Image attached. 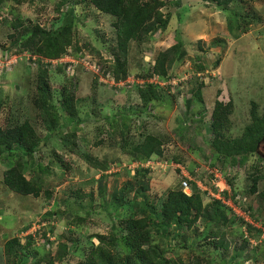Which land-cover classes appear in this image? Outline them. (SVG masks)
I'll use <instances>...</instances> for the list:
<instances>
[{
	"label": "rangeland",
	"instance_id": "1",
	"mask_svg": "<svg viewBox=\"0 0 264 264\" xmlns=\"http://www.w3.org/2000/svg\"><path fill=\"white\" fill-rule=\"evenodd\" d=\"M75 1L78 3L79 17L75 22L74 43L81 49V58L76 59L81 66L76 65L73 74L71 71L59 74L58 70L50 73V86L55 96H58L57 91L65 85L79 102L81 122L78 129L70 124V127H65L66 131L62 132L64 135L77 129L75 146H63L56 135L47 141L44 155L51 150L53 155L61 159V166L56 164L55 157L54 165L51 166L53 173L49 175L48 187L52 196L48 200L43 194L34 198L20 196L8 190L2 182V175L13 158H8L7 162L0 158V264H5V242L13 237H18L23 242L24 237L33 233L37 226H30L31 228L23 234L20 232L22 228L26 224L32 225L41 220V216L46 212L58 213L50 220H45L43 224L51 226L54 231L50 237L55 240L49 246L50 249L44 251L47 256H53L56 252L59 237L68 239L69 233L65 223L73 218L72 213L82 215L88 213L83 226L70 228L72 238H79L82 244H86L89 234H106L110 226L106 214L111 213L113 209L106 211L102 206L104 200L99 197L98 174L83 156L89 155L100 161L111 162L112 167L107 174L109 177L102 183L105 193L109 194L126 181H133L135 167L130 163L127 152L129 147L140 139L141 133L159 135L165 140L162 159L157 160L153 157L152 162L167 161L168 164L172 158L177 157L183 162V166L194 171L199 178L196 181L201 182L203 189L210 191L211 196L206 193L203 197L205 203L210 197L223 198V195L217 191L213 192V189H223L222 192L226 191L230 195L229 185H233L232 188H235L237 193L235 198L237 205L228 200H224V204L233 207L237 217L246 219L247 223L259 229L260 221L264 222V198L260 196L261 191H264V179L257 184L258 193L251 195L248 194L250 187L248 176L254 174L255 167L259 168V173L264 174V161L251 156L240 166L221 164L215 155L210 153L209 144L212 136L209 122L215 101L227 103L231 100L233 111L229 116V130L225 133L229 137H236L250 121L249 110L252 102L257 105L258 114L264 110V0H236L230 7L236 8L241 16H247L246 19L252 20L247 30L239 33L238 38L227 29V13L212 4L205 3L204 6H200L201 0H178V6L170 5L168 10L172 14V22L165 32L156 33L140 45L134 42L129 45L130 75L140 70L143 63H150L156 52L173 45L178 29L187 50V56L183 61L175 63L170 71L171 77L178 79L179 85L170 91L164 89L163 99L146 111L141 106L135 87H131V82L120 86L117 83L114 85L111 84L113 80L109 74H104L110 62L112 63L111 52L115 45L114 31L111 27L113 19L98 12L85 0ZM57 2L58 0H22L19 5L8 2L2 7V12L8 21L18 18L25 26L38 24L48 29L57 28L62 23V14L65 11L64 8L61 13L56 11ZM12 32L7 23L3 24L0 21V126L4 127L15 119L20 122L29 119L38 134L44 136L45 131L32 101L36 91L35 68L38 67L33 68L27 64L25 57L15 60V55H6L4 50L10 47L11 39L8 36ZM218 59L219 66L212 69L213 63ZM198 64L205 67L201 72L202 81L199 80L204 83L201 102L193 96V91L199 84L193 76L196 72L195 66ZM95 75L100 77L99 80ZM217 92L220 93L218 99ZM188 99H193L190 111L186 110L185 105ZM92 101L96 104L97 122L82 116L84 109ZM113 118L118 130L124 131L122 125H126L124 139L118 133L111 137L107 134V130L110 129L109 120ZM125 139L127 145L122 149L121 144ZM259 152L264 157V143L260 144ZM18 154L19 151L16 152L17 156ZM212 163L214 166H211ZM168 165L163 168L155 167L146 176L149 198H162L169 190L181 188L180 173L174 169L183 167L176 165L172 168ZM211 170L216 171L217 175L219 173L222 178L215 179L210 173ZM79 195L80 197H77ZM131 198L132 194H129L126 204L122 207L123 216L130 213ZM248 206L256 214V220L249 215ZM239 225L237 223L222 230L223 239L228 244L226 254L230 256L234 249L240 248L243 240L247 239L248 244L243 245L245 248L243 255L247 254L251 259L248 261L239 259L236 264H264V228L259 237H256V231H252V238L246 227ZM194 227L192 231L199 234L202 233L204 224L200 222ZM192 231L187 233L191 239L196 234L191 233ZM92 241L97 245L96 239ZM172 255L168 253L169 257ZM227 255L225 259L228 258ZM178 256L182 264H192L196 253L189 251L188 248H179ZM220 256L223 255L212 254L207 260H210L209 264H220ZM67 261L68 264H77V260Z\"/></svg>",
	"mask_w": 264,
	"mask_h": 264
},
{
	"label": "trees",
	"instance_id": "2",
	"mask_svg": "<svg viewBox=\"0 0 264 264\" xmlns=\"http://www.w3.org/2000/svg\"><path fill=\"white\" fill-rule=\"evenodd\" d=\"M85 1L98 12L113 19L111 27L114 31L115 45L111 52L112 63L109 61L110 65L104 74H109L115 82H125L128 77L146 81L143 85L135 83L131 85L135 87L144 111L160 102L164 96V88L147 81L153 76H157L163 82L169 81L172 79L170 74L172 66L183 61L187 56L184 39L180 36L179 29L176 32V40L173 45L166 50L156 52L152 56V63H143L140 70L132 75L128 70L129 45L132 42L140 45L156 33L165 32L172 22V14L168 8L170 5L178 6V0ZM201 1L200 6H204L205 3L212 4L227 13V29L234 34L235 38L239 37L240 32H245L247 26L252 23L251 19H246L247 16H241L240 11L236 8L230 9L236 0ZM8 2L19 5L22 0H0V21L3 24L7 23L13 31L8 36L11 43L10 47L4 50L6 55H18L20 58L23 53H29L46 59H57L64 56L69 50L72 51L73 57L82 55L80 47L74 43L75 22L79 17L77 1L58 0L55 5L56 11L61 13V10L65 9L62 14V23L57 28L49 29L38 24L25 26L18 18L8 21L2 12V7ZM219 63L220 60H216L212 69L217 68ZM67 66L68 64H61L50 70L47 64L39 62L38 68L35 70L37 71L36 91L32 101L45 131L44 136L38 134L33 122L29 119L22 122L15 119L4 127L0 126V158L6 162L8 158H13L12 163L3 171L2 182L8 190L20 196L38 198L43 194L47 200L51 198L52 192L48 187V178L53 173L51 166L54 165V157L56 164L61 166V159L57 155H53L51 150L44 155V148H47V141L52 136L56 135L63 146H75V132L81 122L79 102L70 92L69 87L62 86L57 91L58 96H55L50 86V73L58 70V73L61 74L66 71ZM204 68L198 64L195 66L196 72L193 73L195 80L199 82L193 91V96L199 102L202 100L201 90L204 83L201 82L202 80L199 81L200 79L194 74L203 72ZM190 80L191 78L186 81V84ZM172 88L175 86L168 85L165 87V91H170ZM219 95L220 93L217 92L216 99ZM93 102L84 109L82 116L97 122L96 104ZM192 103L193 99L186 100L187 111H190ZM232 111L231 100L227 103L215 101L209 122L212 136L209 144L210 153H213L221 164L228 163L231 166L243 165L251 156H256L260 161H264V157L257 151L264 138V110L258 114L257 105L252 102L249 110V123L239 136L229 137L225 132L229 130V116ZM200 119L203 120V117L200 116ZM109 123L110 129L107 130V134L111 137L114 133H118L124 139L126 125H122L124 131H120L114 118L109 120ZM70 124L75 125L74 128L77 127V129L67 130L68 132L62 135V132L66 131L64 128L70 127ZM164 144L165 140L159 135L141 133L140 139L135 144L133 143L131 146L129 144L130 149L127 153L130 163L142 164L153 157L161 160ZM125 145H127L126 139L121 144V148L125 149ZM17 151H19L18 156L16 155ZM71 152L73 151L71 150ZM83 158L100 174L97 182L99 197L104 200L102 206L106 211L110 208L113 209L111 213L106 214L110 223L108 232L106 234H89L86 244H82L79 238L70 236L72 232L70 228L83 226L88 213L86 215L72 213L73 218L65 223L69 233L68 239L57 237L56 252L53 256H47L44 251L50 249L49 246L55 239L50 237V234L54 233L53 228L48 225L45 227L43 224H45V220H50L58 213L55 211L46 212L41 216V220L32 225L26 224L22 228L20 232L23 234L32 226H37L33 233L24 237L23 242L18 237H13L5 242V264H68V259L77 260V264H182V260L178 256L179 248L195 251L196 256L192 264L201 262L209 264L210 260L207 258L217 253L223 255L220 256V264H236L239 259L244 261L251 259V256L243 255L245 249L243 245L248 244L247 239L243 240V245L240 248H235L233 253L228 256L226 254L228 244L223 239L224 232L222 230L239 223V226L245 225L250 237L252 231H256V237H259L263 233L261 228H264V222L260 221L261 227L256 229L237 217L231 207L225 205L222 200L210 197L209 201L205 203L203 197L206 193L209 195L208 192L197 188L195 181L198 177L189 167L183 166V162L179 158L174 157L169 162L181 165L190 176L194 177L189 182L191 193L186 195L181 189L169 190L164 197L158 199H151L147 196L149 184L146 176L151 172L148 167L138 165L133 169V181H126L122 186L114 188L107 194L102 183L109 177L104 173L112 167L111 162L100 161L89 155H84ZM211 166H214V163ZM255 169L254 174L248 176L250 181L248 194L251 195L258 193L257 184L264 179V174L258 171L259 168L255 167ZM229 187L230 195L226 191L221 195L224 200L230 198L232 203L237 205L235 188H232L231 184ZM212 191L217 190L213 189ZM129 194H132L130 213L123 216L121 214L122 207L126 204ZM260 196L264 198V191H261ZM248 210H250L251 218L256 220V214L250 206H248ZM200 222L204 224V229L202 233L197 234L192 230ZM189 231L196 233L193 239L187 234ZM92 239L97 240V245L93 244ZM168 253L173 255L169 257ZM225 255L228 256L227 259H225Z\"/></svg>",
	"mask_w": 264,
	"mask_h": 264
},
{
	"label": "built area",
	"instance_id": "3",
	"mask_svg": "<svg viewBox=\"0 0 264 264\" xmlns=\"http://www.w3.org/2000/svg\"><path fill=\"white\" fill-rule=\"evenodd\" d=\"M21 57H25V60H26V62H27V64L29 63L30 64V66H32V67H36V65H37V61L38 60H40V63H42V64H47L48 65V67L50 68V69H54V68H56L57 66H59V65H61V64H68V66L66 67V71L67 72H69V71H71V74H73V72H74V67L76 66V65H79V66H81V64H79V63H77L78 61L76 60V59H78V58H81V55H79V56H77V57H73V55H72V51L71 50H69L68 51V53H66L64 56H62L61 58H57V59H43V58H39V57H37V56H35V55H32V54H26V53H24ZM16 58H19V56H15V60H16ZM41 60H42V62H41ZM15 62V61H14ZM99 71V70H98ZM197 78H199L200 80H202L201 79V77H202V73H197L196 75H195ZM130 78V77H129ZM127 79L125 82H119V83H117L118 84V86H120V85H125L127 82H131L132 84H138V85H143L146 81H143V80H135V79H133L132 77H131V79ZM148 83H152V84H154V85H158L159 87H162V88H165L166 86H168V85H171V86H176V85H178V79H170L169 81H165V82H163V81H160L159 79H158V77L157 76H153L150 80H148L147 81ZM111 84H114V85H117L116 83H114V82H111ZM163 162H161V161H159L158 163L157 162H152L151 160H148V161H146L145 163H142V164H140V163H133V165H134V167H137L138 165H140V166H142V167H148L149 169H154L155 167H161V168H163L164 166H167L168 164V166H170V167H172V168H175V166L176 165H178V164H175V163H172V162H170V163H168L167 164V162H165V163H163ZM144 164H147V165H145L144 166ZM153 164V165H152ZM179 166V165H178ZM176 170H179V173H180V180H181V183H180V185H181V190L186 194V195H189L190 193H191V190H190V184H189V182L192 180L191 179V177H190V175L185 171L184 172V169L183 168H175L174 169V171H176ZM109 173V171H107V172H105V174H108ZM210 173L211 174H213V176L215 177V179H221L222 178V176L218 173V175L216 174V171H214L213 172V170H211L210 171ZM195 183H196V186H197V188H199L201 191H207L208 192V194L210 195V191H208L207 189H203L202 188V184H201V182H197V181H195ZM222 190L223 189H217V192L218 193H220V192H222ZM211 196V195H210ZM215 198V197H214ZM216 199H218V198H216ZM220 200H222V202L224 203V199L222 198V199H220ZM226 201L228 200V201H230L231 203H232V201H231V199L230 198H228V199H225ZM230 207V206H229ZM232 208V210H233V212H235L234 211V208L233 207H231ZM235 214V213H234ZM238 214V213H237ZM239 218H241V219H243L242 217H239ZM243 221L245 222V223H247V220L246 219H243ZM247 224H249V223H247ZM249 225H252V224H249Z\"/></svg>",
	"mask_w": 264,
	"mask_h": 264
},
{
	"label": "clouds",
	"instance_id": "4",
	"mask_svg": "<svg viewBox=\"0 0 264 264\" xmlns=\"http://www.w3.org/2000/svg\"><path fill=\"white\" fill-rule=\"evenodd\" d=\"M23 54H24V53H23ZM23 54H22V55H23ZM26 54H29V53H26ZM22 55H21V56H22ZM35 56H37V55H35ZM37 57L42 58V57H40V56H37ZM43 59H46V58H43ZM39 62H40V60L37 61V65H36V67H38V63H39ZM41 64H42V63H41ZM33 68H35V67H33ZM48 68H49V67H48ZM36 69H37V68H35V70H36ZM49 69H50V68H49ZM50 70H51V69H50ZM195 75H196V74H195ZM95 76H97V78H98V80H99L100 77H99L98 75H95ZM198 79H199V78H198ZM113 82H114V83H119V82H115L114 80H113ZM123 82H124V81H123ZM131 87H133V86H131ZM164 89H165V88H164ZM150 160H151V159H150ZM165 162H167V161H165ZM144 163H145V162H144ZM168 163H170V162H168ZM176 171H179V170H176ZM151 172H152V171H151ZM97 174H98V179H99L100 174H99V173H97ZM104 174H105V173H104ZM105 175H106V174H105ZM223 182L226 183V181H223ZM219 184H221V181L219 182ZM180 189H181V188H180ZM182 192H183V191H182ZM183 193H184V192H183ZM221 193H223V192H220V194H221ZM228 195H229V194H228ZM244 226H245V225H244ZM261 230H262V228H261ZM263 234H264V233H263Z\"/></svg>",
	"mask_w": 264,
	"mask_h": 264
},
{
	"label": "flooded vegetation",
	"instance_id": "5",
	"mask_svg": "<svg viewBox=\"0 0 264 264\" xmlns=\"http://www.w3.org/2000/svg\"><path fill=\"white\" fill-rule=\"evenodd\" d=\"M262 143H264V142H262ZM260 146V145H259ZM258 152H259V149H258ZM260 153V152H259ZM262 155V154H261ZM263 156V155H262Z\"/></svg>",
	"mask_w": 264,
	"mask_h": 264
},
{
	"label": "water",
	"instance_id": "6",
	"mask_svg": "<svg viewBox=\"0 0 264 264\" xmlns=\"http://www.w3.org/2000/svg\"><path fill=\"white\" fill-rule=\"evenodd\" d=\"M262 142H264V138L262 139ZM258 151V150H257Z\"/></svg>",
	"mask_w": 264,
	"mask_h": 264
}]
</instances>
